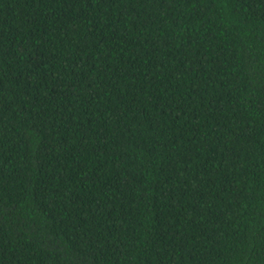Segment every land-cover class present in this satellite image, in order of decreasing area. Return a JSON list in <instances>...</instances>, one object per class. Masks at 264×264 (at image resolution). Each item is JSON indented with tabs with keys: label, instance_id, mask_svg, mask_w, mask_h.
Instances as JSON below:
<instances>
[{
	"label": "trees",
	"instance_id": "trees-1",
	"mask_svg": "<svg viewBox=\"0 0 264 264\" xmlns=\"http://www.w3.org/2000/svg\"><path fill=\"white\" fill-rule=\"evenodd\" d=\"M0 264H264V0H0Z\"/></svg>",
	"mask_w": 264,
	"mask_h": 264
}]
</instances>
